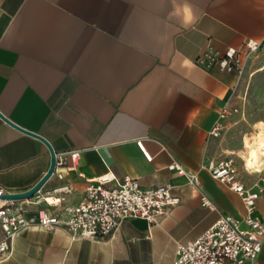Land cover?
I'll use <instances>...</instances> for the list:
<instances>
[{"label":"crops","instance_id":"obj_1","mask_svg":"<svg viewBox=\"0 0 264 264\" xmlns=\"http://www.w3.org/2000/svg\"><path fill=\"white\" fill-rule=\"evenodd\" d=\"M248 39L264 42V0H0V111L56 152L81 150L75 167L52 174L42 189L69 184L67 202L77 203L88 179L111 170L143 186L172 182L181 197L158 221L125 219L102 238L74 237L63 224L24 229L0 264H174L177 243L221 214L244 217L241 195L208 169L219 158L218 138L208 131L225 105L240 104L242 87L236 73L207 70L197 58L210 47L245 54ZM173 161L193 171L198 185L169 169ZM66 162L74 163L71 154ZM50 163L44 140L0 116L4 194L33 187ZM255 173L240 175L251 188L264 167ZM203 193L216 209L202 204ZM255 215L264 224V196ZM249 264H264V244Z\"/></svg>","mask_w":264,"mask_h":264},{"label":"built area","instance_id":"obj_2","mask_svg":"<svg viewBox=\"0 0 264 264\" xmlns=\"http://www.w3.org/2000/svg\"><path fill=\"white\" fill-rule=\"evenodd\" d=\"M246 46L245 54L235 46H228L224 51L210 47L197 58V63L207 70L218 65L241 77L248 58L261 48V41L248 39ZM238 111L239 106L225 105L210 127L208 137H220L228 117ZM137 142L150 160L152 155L142 139ZM80 151L56 152L52 174L62 177L68 169L75 167ZM68 154L73 158L72 165L66 162ZM168 167L198 185L197 175L181 163L173 161ZM208 169L215 179L241 195L246 214L242 218L221 214L195 239L177 243L174 264H249L257 259L264 244V224L255 215L256 200L264 196V176L256 188L247 186L234 159L228 156L218 158ZM72 192L73 187L69 184L52 190H43L41 186L29 197L2 198L5 191L0 188V229L3 233L0 237V259L12 253L15 239L24 229L35 226L53 229L63 224L74 237L102 238L113 234L125 219L144 218L150 223L156 222L181 202L172 182L143 186L138 178L125 175L119 179L111 170L88 179L83 196L77 203L67 202V195ZM201 202L210 209L217 208L214 200L205 193L201 195ZM26 204L32 205L33 213L28 214Z\"/></svg>","mask_w":264,"mask_h":264},{"label":"rangeland","instance_id":"obj_3","mask_svg":"<svg viewBox=\"0 0 264 264\" xmlns=\"http://www.w3.org/2000/svg\"><path fill=\"white\" fill-rule=\"evenodd\" d=\"M264 42L261 48L248 58L245 72L239 77L242 87L239 111L233 113L226 123V128L217 139V155L228 156L234 162L243 177H256L258 174L251 172L244 166L242 157L246 150L244 139L253 140L258 131L257 122L264 120ZM243 151V152H242Z\"/></svg>","mask_w":264,"mask_h":264},{"label":"bare ground","instance_id":"obj_4","mask_svg":"<svg viewBox=\"0 0 264 264\" xmlns=\"http://www.w3.org/2000/svg\"><path fill=\"white\" fill-rule=\"evenodd\" d=\"M256 124L258 131L254 134L253 140L245 137L246 150L242 151L245 168L251 172H259L264 167V120H259Z\"/></svg>","mask_w":264,"mask_h":264},{"label":"water","instance_id":"obj_5","mask_svg":"<svg viewBox=\"0 0 264 264\" xmlns=\"http://www.w3.org/2000/svg\"><path fill=\"white\" fill-rule=\"evenodd\" d=\"M0 116L5 119L6 121L10 122L11 124L15 125L16 127H18L19 129L28 132L30 134H33L35 136H38L39 138H41L42 140H44L47 145L49 146L50 149V153H51V163H50V167L47 170V172L43 175V177L30 189L23 191V192H13V193H6L4 194V196L6 198H24V197H29L31 196L38 188H40L41 186H43V184L45 183V181L52 175L55 166H56V151L53 149V147L51 146L50 142L43 137L42 135H40L39 133L29 130L25 127H22L21 125H18L17 123H15L14 121H12L9 117H7L4 113H2L0 111Z\"/></svg>","mask_w":264,"mask_h":264},{"label":"clouds","instance_id":"obj_6","mask_svg":"<svg viewBox=\"0 0 264 264\" xmlns=\"http://www.w3.org/2000/svg\"><path fill=\"white\" fill-rule=\"evenodd\" d=\"M177 15H181V9L180 8L177 9ZM182 17H183V22L185 24H188L192 21L191 9L187 4L183 5V7H182Z\"/></svg>","mask_w":264,"mask_h":264}]
</instances>
